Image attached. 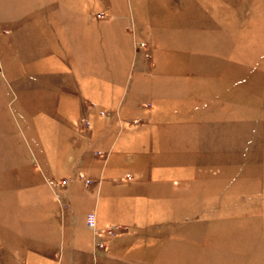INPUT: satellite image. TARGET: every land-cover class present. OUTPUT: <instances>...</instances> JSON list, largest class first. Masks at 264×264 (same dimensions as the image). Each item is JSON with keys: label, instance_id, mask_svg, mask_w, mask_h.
I'll use <instances>...</instances> for the list:
<instances>
[{"label": "rangeland", "instance_id": "374dc122", "mask_svg": "<svg viewBox=\"0 0 264 264\" xmlns=\"http://www.w3.org/2000/svg\"><path fill=\"white\" fill-rule=\"evenodd\" d=\"M144 1L148 8L153 6L147 17L161 18L166 8L170 16L153 22L152 37L148 19L135 26L129 18L125 20L136 64L128 72V103L121 106L124 131L137 130L144 139L145 134L138 131L144 128L153 81L161 73L186 82L191 77L214 76L211 89L216 93V110L195 109L193 115L184 117V131L166 134L181 140L180 155L177 160L158 158L157 168L168 171L155 173L149 186L147 156L138 157L134 167L112 159L97 145L102 135L119 130L112 103L120 94L97 109L90 101L82 103L86 110L82 114L78 104L84 94L68 86L69 79L80 76L74 49H78L77 37L67 44L60 31L51 32L48 21L44 24L36 16L34 25L40 31L36 39L48 41L55 54L56 81L46 99H26L20 105L9 100L7 117L0 98V174L8 176L0 180V264H264V0ZM119 3L117 8L126 13L128 0ZM21 5L5 0L8 20L0 22V31H16L17 20L12 17L21 13ZM97 7L90 2L92 18H111L112 9ZM176 15L185 19L181 22ZM158 24L168 34L160 33L162 29L155 28ZM90 34L97 35L94 30ZM141 43L143 48H139ZM92 52H98L96 38ZM61 77L63 84L57 80ZM200 84L189 81L180 87L203 98L204 92L196 91ZM68 90L78 96L71 98ZM34 112L37 116L49 112L53 117H35ZM66 122L73 123L72 134L85 142L83 165L73 176L59 174L47 180L41 171L50 173V166L41 161L48 162L49 147L43 144L54 140L53 129L59 125L64 134L69 132L72 125L67 128ZM18 125H23V132ZM39 128L48 137H41ZM166 141L164 148L171 153L174 146ZM138 145L137 151H143L145 141ZM103 167L113 179L102 185L114 184L127 191L122 201L125 211L115 214L109 224H102L109 218L93 206ZM129 191L145 197L140 201L131 195L128 200ZM89 213L98 217V235L87 226ZM112 226L115 232L108 235ZM99 241L105 245L98 246Z\"/></svg>", "mask_w": 264, "mask_h": 264}, {"label": "crops", "instance_id": "0c3cea01", "mask_svg": "<svg viewBox=\"0 0 264 264\" xmlns=\"http://www.w3.org/2000/svg\"><path fill=\"white\" fill-rule=\"evenodd\" d=\"M21 3V13L18 16H13L14 20H17L16 31H11L10 29L4 28L0 31V68L1 74L3 76L0 79V98L5 102L6 107V117L8 115V102L19 101L18 105L26 99L39 101L45 98L46 92L51 91V87L56 81L54 61L55 54L49 47L48 41H41V37L36 39V33L40 32L38 27H35L37 21L45 22L48 21V26L51 32L60 31L61 37L65 40L67 44H71L72 40L77 37V44L75 52H77V64L80 69V76H77L74 81L69 79L70 88L75 87L82 90L84 94L82 99L79 100L78 107L81 108L82 114L83 110L82 103H87L88 101L94 103V107L97 109L105 100L114 98L117 94H120V99L116 103H112V107L116 110V115L118 117L119 130L118 132L104 134L97 140V145L104 151L108 152L109 157L112 159L120 158L122 163L129 164L130 166H135L137 163V158L145 155L148 160L146 164H149V172L146 176V183L150 186L152 185L153 178H155V173L167 172L168 169L161 167L157 168V159L162 157H170L173 159L178 158L180 155L178 152L179 144L181 140L178 138L168 137V133H177L184 131V124H181L185 116L193 115L197 110L207 109L209 111L216 110V96L215 89L211 88L214 86L215 77H195L189 78L188 82L184 81L183 78H177L171 75H164L161 73L160 77H157L153 81V92L149 95L148 104L150 105L144 114V128L142 131L144 135L143 138H139L137 135V130L129 131L128 134L124 131L121 124V106L124 101L128 103L125 99V95L130 91L129 88V77L128 72L136 64V58H134L132 43L129 36L125 33V20L127 18L135 23L143 19V23L148 19L149 34L154 36L153 30L151 28L153 22L164 21L170 16L168 9H165V13L161 15V18L147 17L146 15L153 11V6L150 4L151 8H148V4L144 0H128L125 11L117 8L119 0H17ZM97 5L98 9H112L109 13L111 17L106 21H96L89 15V5ZM93 2V3H92ZM5 0H0V8H2V15L0 22L8 20L4 16L3 11ZM82 11L85 13L83 14ZM35 16V18H34ZM37 16V18H36ZM174 16V15H173ZM177 19L181 22L185 19V15L181 17L176 15ZM91 17V18H90ZM37 23V22H36ZM139 22L140 25H143ZM184 23V22H183ZM33 24L34 27L31 25ZM182 25H185L182 24ZM146 26L145 29L148 27ZM155 28H160V33L168 34L165 28L159 27V24ZM74 29V30H73ZM95 31L96 36L90 34V31ZM171 30V29H170ZM73 32V33H72ZM180 33H182L180 31ZM182 35V34H181ZM95 38L97 39L98 52L91 53L93 45L95 44ZM59 42V40L57 41ZM62 45V44H61ZM80 45V46H79ZM63 47V46H62ZM52 63V64H51ZM157 66V65H156ZM15 70V71H14ZM162 71V69H161ZM16 72V75H15ZM201 79V80H200ZM59 80L60 84L65 82L63 77ZM189 81H198L202 84L201 88L198 86L196 91L199 93L204 92L203 98L192 96V94L186 92L184 88L180 87L189 83ZM76 83V85L74 84ZM208 84V89H205V85ZM12 86V87H11ZM13 86L15 88H13ZM25 86H32L26 89ZM165 87V88H163ZM9 89L12 90V97L9 98ZM197 94V93H194ZM66 95L71 98L78 96L77 92L74 90L66 91ZM227 98V97H226ZM201 99L208 100V103H201ZM227 101V99H226ZM124 105H126L124 103ZM48 115H47V114ZM35 117H53L49 112H40L37 116V112H34ZM21 113V117H22ZM115 121V120H114ZM41 122V121H40ZM73 123L66 122L65 125L68 128L69 125ZM100 124V123H99ZM114 124V123H113ZM118 125H115L116 127ZM20 131L23 130V125H18ZM22 128V129H21ZM72 127L69 133L65 136L63 132L62 125L58 128L53 129V138L43 144V148L49 147V160L48 162L43 160L44 165H49L50 173L41 171L44 178L47 180L56 175L66 176L74 175L82 168L83 157H85V142L81 138L72 134ZM41 137L47 136L45 129H38ZM45 135V136H44ZM167 138V143L172 142L173 150L170 153L169 150H165L163 139ZM108 143H104L103 140H107ZM170 139V140H169ZM45 140H48L45 138ZM145 141V146H143V151L139 152L135 148V145L140 149L141 146L138 145L140 141ZM43 141V140H42ZM54 144V148H53ZM166 144V143H165ZM45 147V148H46ZM84 147V148H83ZM134 149V150H133ZM168 149V148H166ZM114 162V160H113ZM41 168V167H40ZM132 172L139 175L142 171L138 168L130 167ZM42 170V168H41ZM58 172V173H57ZM146 174V172H145ZM101 181L97 192L96 203L93 204L97 211H101V214H106L109 219L104 220L102 224H109L113 222V216L117 213L125 211L122 205L124 201L123 194L127 191L122 190L120 187L114 184L109 187L103 186L104 183H110L113 176L110 175L108 169L103 167L100 175ZM65 178V177H61ZM8 176L6 174H0V180H7ZM157 180V179H156ZM158 181H160L158 179ZM145 183V182H144ZM157 182H155L156 184ZM1 195L3 193V184H0ZM128 200L132 199L131 195L138 196L140 201L144 198V194H132L131 191L128 192ZM128 205L130 206L129 202ZM92 206V205H91ZM156 211L160 210L159 205H157ZM96 211V212H97ZM97 217V216H96ZM2 218V216H1ZM106 218V217H105ZM98 220V217H97ZM101 224V223H99Z\"/></svg>", "mask_w": 264, "mask_h": 264}, {"label": "built area", "instance_id": "2783aa9c", "mask_svg": "<svg viewBox=\"0 0 264 264\" xmlns=\"http://www.w3.org/2000/svg\"><path fill=\"white\" fill-rule=\"evenodd\" d=\"M143 46H144V44L143 43H141L140 45H139V48H143ZM86 223H87V226L89 227V228H91V229H93L94 230V232L95 233H97V235H98V232H97V224H96V217H95V214L94 213H89L88 215H87V218H86ZM115 227H109L108 229H107V234L108 235H112L114 232H115ZM97 245L98 246H100V247H103L104 245H105V241L103 242V241H99L98 243H97Z\"/></svg>", "mask_w": 264, "mask_h": 264}]
</instances>
